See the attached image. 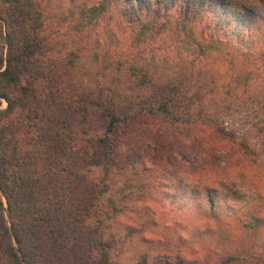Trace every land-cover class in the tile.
<instances>
[{
	"label": "trees",
	"instance_id": "1",
	"mask_svg": "<svg viewBox=\"0 0 264 264\" xmlns=\"http://www.w3.org/2000/svg\"><path fill=\"white\" fill-rule=\"evenodd\" d=\"M53 18L67 36L87 41L57 70L48 65L52 44L45 32ZM102 31L126 46L122 60H110V47L100 54L99 43L90 49ZM87 51L96 73L120 71L128 89L141 90L121 108L98 99L107 109L101 133L85 123L96 101L82 77ZM260 62L264 0H0V105L7 102L0 109V264H111L115 236L111 230L106 238L112 223L105 225L99 205L109 191L113 146L136 117L130 110L140 97L153 101L149 113L197 128L155 137L160 159L194 164L193 179L207 167L225 168L213 183L219 187L187 182L171 196L172 225L185 232L178 236L188 251L165 264H212L215 256L213 264H264V194L247 196L224 181L230 169L243 180L246 170L248 180L260 176V149L237 135L216 137L201 109L174 100L209 69L236 75ZM146 161L138 162L143 170L135 163V176L153 171ZM235 161L238 169L230 166ZM117 205L114 216L122 211Z\"/></svg>",
	"mask_w": 264,
	"mask_h": 264
},
{
	"label": "rangeland",
	"instance_id": "2",
	"mask_svg": "<svg viewBox=\"0 0 264 264\" xmlns=\"http://www.w3.org/2000/svg\"><path fill=\"white\" fill-rule=\"evenodd\" d=\"M65 30L66 26L56 23L55 18L48 20L45 32L50 34L52 44L48 65L55 70L60 69L70 51L87 42L85 38L75 34L67 36ZM99 33L90 39L91 46L88 44L90 49L95 50L96 44L99 43L98 52L103 54L110 47L112 49L110 60H122L129 53L126 46L122 47L121 44L111 42L103 31ZM97 37L98 40L95 42ZM87 54L83 59L85 74L82 77L84 84H88L93 90V100L96 101H92L94 104L87 109L85 123L94 133H101L104 113L107 109L97 105L98 99L101 98L105 105L113 101L117 108H121L126 102V96L136 95L141 90L128 89L129 83L125 81L120 71L108 70L106 75L96 73L90 51H87ZM159 69L165 68L159 67ZM221 74L213 69L207 70L202 77L205 79L187 82L186 86L189 89H181L185 92V97L181 95L182 91H178L174 100L181 101L178 104L187 108L201 109L207 118L208 127L213 129L217 134L216 137L223 133L229 137L237 135L260 149L258 177L261 180L255 176L248 180V173H252L248 170L245 172L247 177L243 180L241 175L230 169L229 177L224 181L227 185L233 182V189L247 196H251L255 190H260L264 194V62L252 65L247 72L236 75ZM138 99L141 100L139 102L141 104L134 102L130 110L132 114L137 110L136 117L131 124L125 126V132L118 136L113 146L114 165L107 178L109 191L102 198L105 206L101 203L99 205V209L105 208L108 212L105 213L103 210L98 212L105 225L112 223L105 233L106 238H109L111 230L115 236L110 251L111 264H165L166 260L176 259L179 253L185 255L188 251L187 246L181 243L178 236L185 232L172 225L174 218L169 211L168 202L171 196H177L181 192V186L187 182L195 185L200 182L215 185L213 184L215 179L225 175L226 165L220 164L219 166L224 169L219 170L217 166L213 169L207 167L199 176L200 179L195 177L193 179L189 173L194 171V164L192 166L190 162L179 158L176 164L169 165L168 162L160 159L153 143L155 137L163 135L165 139H172L181 136L187 130L194 133L197 128L188 121L181 124V120L172 122L168 117L153 115L148 112L149 105L153 101L145 97ZM193 102L194 106H192ZM6 107L7 102L3 100L0 109ZM190 116L192 118V112ZM209 151L213 153V150ZM235 157L239 159L238 154ZM144 159L147 160L145 165L154 166L153 171L135 176L131 169L136 163V168L141 166L143 170V164L138 162ZM218 159L220 163L223 157ZM230 166L238 169L237 161ZM175 174L178 177L172 181V176ZM215 186L219 187V185ZM110 198L114 202H111ZM115 203L122 211L114 216ZM240 232L243 234V239L248 240L249 233L244 230ZM216 259L217 256L211 259L212 264Z\"/></svg>",
	"mask_w": 264,
	"mask_h": 264
}]
</instances>
